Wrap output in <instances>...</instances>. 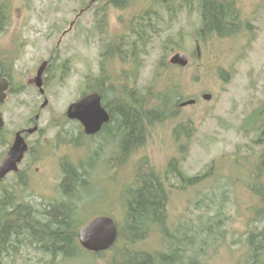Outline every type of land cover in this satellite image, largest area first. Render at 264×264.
<instances>
[{"label": "rangeland", "instance_id": "374dc122", "mask_svg": "<svg viewBox=\"0 0 264 264\" xmlns=\"http://www.w3.org/2000/svg\"><path fill=\"white\" fill-rule=\"evenodd\" d=\"M90 1L0 0V4L9 7L11 15L10 24L0 35V64L11 72L14 89L4 107L11 145L16 132L29 125L30 117H34L46 98L48 100L41 113V123L47 132L36 153L44 159L40 157L32 162L31 171L25 173V176L29 175L28 188L18 186V192L35 202L60 198L62 176L65 175L61 166L68 163L70 167L74 166L83 181L89 182H84L89 187L83 189L82 198L84 203L91 201L92 204H87L86 211L81 213L82 221L86 223L100 215L113 216L124 233L122 190L125 191L132 181L137 167L146 172L153 167L160 174L175 158L179 160L182 172L193 177L216 161V165L222 167L219 166L216 172L219 182L205 183L183 193L177 190L171 193L167 227L171 231L184 227L191 233L190 229L194 231L199 225L211 224L213 233L204 246L202 264H243L247 251L246 233L251 226L250 208L255 200L244 184L227 186L224 182L230 177L245 178L250 168L247 164L235 170L232 165L235 153H239L238 158L242 161V157H255L262 150V145L252 143L257 139V133L245 132L240 126L264 102V0H230L240 8L241 32L231 38L214 40L206 44L205 49L197 38L202 24L198 0H175L173 5L177 9L174 11H166L157 0H131L123 11L109 7L106 32L101 35L94 32V7L85 9ZM153 8H158L160 18L146 27L145 41H140L134 34H129L128 26ZM124 33L127 34L122 36ZM128 35L135 47L136 66L132 61L115 58L113 64L103 68L106 73L115 80L127 76V84L143 92L158 82L164 70L161 64L183 52L192 63L188 71L181 74L185 87L183 101H197L181 108L177 119L150 128L146 145L131 157L118 152L116 139L109 144L105 142L104 135L77 141L82 135L75 123L67 124L66 118L68 106L83 92L89 91V76L97 75L99 57L102 51L106 52L107 44L113 47L110 41H119ZM127 41L123 45H127ZM199 52L201 58L198 59ZM54 53V66L44 75V99L31 81L41 63ZM204 94H211L212 99L204 100ZM108 95L114 96L112 92ZM178 126L183 130L176 133ZM38 137L32 136L30 140L35 144ZM61 137L73 138L75 147L54 148V143L69 142V139L60 140ZM5 149L0 147V155L6 152ZM30 163L28 157L22 168H27ZM80 167L87 170H79ZM17 180L14 176L8 177L3 187L18 185ZM178 181L180 183L179 179H173L176 185ZM220 196L227 198L223 206L226 214L222 216L225 223L221 220L218 224L214 220L218 211L215 202ZM217 232H223L225 237H218ZM159 234L153 232L138 249L160 251ZM205 234H211V230ZM121 243H117L115 249L121 247ZM113 252H107L103 258L84 253L74 260L60 258L54 264H113ZM41 258L43 262L39 263ZM118 260L116 258L114 263ZM51 261L50 256L39 253L24 252L12 258L7 254L0 256V264H52Z\"/></svg>", "mask_w": 264, "mask_h": 264}, {"label": "trees", "instance_id": "16d2710c", "mask_svg": "<svg viewBox=\"0 0 264 264\" xmlns=\"http://www.w3.org/2000/svg\"><path fill=\"white\" fill-rule=\"evenodd\" d=\"M157 1L166 11L177 9V6L173 5L175 0H161V4L160 0ZM102 2H105V5ZM198 2L202 10V24L197 38L203 49L206 44L214 40L231 38L241 32L242 17L236 3L230 0H198ZM130 4L131 0H96L94 5L96 32L105 33L104 27L107 25L109 7L123 11ZM160 15L158 8L143 12L135 18L138 20L136 23H130L128 26L129 34H134L140 41H145L146 27L156 23ZM10 16L9 7L0 4V35L10 24ZM127 39V45H123ZM110 45L113 47L107 45L106 52L102 54L105 67L109 66L115 58L136 64L135 47L131 43L130 35L119 41H110ZM117 49L126 50V54H118ZM161 68L164 70L160 73L158 82L143 92L128 85L127 76L121 88L114 83V80H111L112 93L117 91L112 97L113 107L112 110L110 109L115 124L110 125L114 128L113 132L109 128L105 134L109 136L111 142L113 139L117 140L119 148L122 149L119 153L122 155L131 157L138 153L146 145L150 128L178 118L180 104L185 96H183L185 87L181 74L188 71L190 67L178 68L162 63ZM101 74L103 76L101 81L104 83L109 77L106 73ZM96 90L103 95V90L98 87ZM261 106L244 119L240 129L248 133L256 132L258 137L252 140V143L262 145V150L255 157L252 155L242 157V161L238 158L239 153H235L232 158L235 170L247 164L250 168L246 171L245 178L237 180L230 177L229 181L224 182L227 186L244 184L255 200L250 208L251 226L246 233L247 251L243 264H264V102ZM182 130L183 127L178 126L175 132H182ZM0 132V142L3 143L6 138L5 130ZM178 162L179 160L172 158L168 168L160 174L153 167H149L148 172L140 169L141 167L135 169L132 181L126 186L125 191L122 190L125 232L123 233L116 221L119 236L115 246L110 249L114 251L113 264H202L204 246L207 238H210L213 233V226L202 224L194 231L190 229L191 233L184 227H176L174 231H171L167 227L170 216L168 207L174 190L183 193L189 188H198L205 183L219 182L220 180L216 179V172L221 166L218 163L216 165V161H212L203 173L189 177L182 172ZM65 175L61 186V197L51 201L27 200L25 197L29 196L19 193L18 185L1 189L0 256L7 254L12 258L24 252L39 253L44 257L50 256L52 264L60 258L74 260L84 253L98 258L104 257L106 253L86 252L78 241V230L84 223L80 215L86 211L87 204H92L91 201L84 203L82 198V191L86 190L89 184L84 183L87 181H83L74 168L69 167ZM173 179H179L180 183L178 181V185L174 184ZM226 199L225 196H220L215 202L218 211L214 220L218 224L221 220L225 223L222 216L226 214L223 211ZM217 229L220 230V227L218 226ZM209 230L211 234H205ZM155 231L161 233L159 234L162 240L161 250L149 252L138 249V246ZM217 233L218 237L224 236L223 232ZM171 242L174 243L171 244ZM117 243H121L122 246L115 249ZM116 258L119 260L114 263ZM42 262L43 258L39 260V263Z\"/></svg>", "mask_w": 264, "mask_h": 264}, {"label": "water", "instance_id": "95a60500", "mask_svg": "<svg viewBox=\"0 0 264 264\" xmlns=\"http://www.w3.org/2000/svg\"><path fill=\"white\" fill-rule=\"evenodd\" d=\"M173 65L186 67L189 64V58L178 53L170 59ZM47 67L44 63L37 77L35 78L36 85L41 88V93L45 94L42 89V75ZM9 82L7 79L0 77V106L7 97ZM211 95L205 94L203 99L210 100ZM195 100H188L181 104V107L195 104ZM45 101V107L47 105ZM67 116L70 119L79 120L85 127L87 134H96L99 132L103 124L109 121V113L101 105V97L98 94H90L83 97L80 101L71 104L67 110ZM5 125L2 114L0 112V128ZM22 138L20 133L17 134L14 146L7 154L5 160L0 164V182L11 171L17 170V164L22 160L27 146H21ZM118 238V228L115 221L111 217L101 216L96 217L78 231V239L83 249L93 253L105 252L113 247Z\"/></svg>", "mask_w": 264, "mask_h": 264}, {"label": "flooded vegetation", "instance_id": "af4514ba", "mask_svg": "<svg viewBox=\"0 0 264 264\" xmlns=\"http://www.w3.org/2000/svg\"><path fill=\"white\" fill-rule=\"evenodd\" d=\"M55 52V51H54ZM117 53L118 54H120V55H125L126 54V50H121V49H117ZM54 55H55V53L54 54H52V56L48 59V60H46V61H48V67H47V70L45 71V73L50 69V68H52L53 66H54V60H55V57H54ZM103 60H104V58L102 57V54H100V57H99V64H98V73H97V75H90L89 77H91V79H89L90 80V85H89V87H88V89H89V91L88 92H83L82 94H81V96L78 98V100L77 101H79V100H81L84 96H86V95H90V94H98L100 97H101V105H102V107L103 108H105V110H107V112L109 113V122L108 123H106V124H103V126H102V128H101V130L97 133V134H95V135H87L86 134V132H85V130H84V127H83V125L78 121V120H70V119H68L67 117V121H68V123L67 124H69V122H71V123H75L74 125L75 126H77L78 127V129H79V134L80 135H82V136H80V137H78V139H77V141L78 140H80V139H82V138H86V139H95V138H97V137H100V136H102V135H104V137H102L104 140H105V142H108V144H109V142L111 141L110 140V138H109V136H107L106 134H105V131L107 130V129H109V128H111L112 126H110V125H114L115 124V122H113V116H112V114H111V110H112V107H113V101H112V98H110L109 97V95H108V92H112V86L110 85L111 84V80H114V83L116 84V85H119V87L121 88V84L123 83V82H125V77L126 76H122V78H120V79H113V78H111V75L110 74H108V73H106L105 72V70L103 69V68H105V65H104V63H103ZM43 63V62H42ZM41 63V64H42ZM112 64H113V61L111 62ZM132 65L133 66H136V64H133L132 63ZM41 66V65H40ZM39 66V67H40ZM38 69L39 68H37V71H36V75H37V72H38ZM63 69H65V66L64 67H62V70ZM101 73H106V74H108V77H109V79H106V81L103 83L102 81H101V77H103L102 76V74ZM45 75V74H44ZM110 75V76H109ZM0 76L2 77V78H5V79H7L8 81H9V84H10V87H9V90H8V92H7V98H6V100H5V102L1 105V111H2V113H3V116H4V107H5V105H6V103H8V100H9V97H10V94L13 92V86H12V82H11V79H10V76H11V72L9 71V69H7L6 70V68H4L1 64H0ZM111 78V79H110ZM34 80V79H33ZM31 81V84L32 85H34L35 87H36V90H38L39 91V93H40V95L42 96V97H44L42 94H41V91H40V89L36 86V84H35V82L34 81ZM43 81H44V85H45V80H44V78H43ZM92 81H93V83H92ZM122 81V82H121ZM99 88L100 90H103V95L101 94V93H99L98 92V90H96V88ZM44 89H45V86H44ZM45 91H46V89H45ZM116 93H117V91L115 92V93H113L114 95H116ZM114 97V96H113ZM46 97H44V99H45ZM104 98V99H103ZM104 102H107L106 104L104 103ZM43 104V103H42ZM111 109V110H110ZM42 111H43V109H42V105L40 106V108H39V110L35 113V115H34V117L32 118V117H30V120H29V125H27L25 128H22V129H20L19 131H17L16 132V134L14 135V141H13V143H12V145H11V143H9L10 142V137H11V133L9 132V131H6L4 134H5V136H6V138H4V140H3V143H1L0 142V147H2V149L3 148H5L6 147V152L4 151L3 152V154H1L0 155V163L3 161V159L6 157V155H7V153L9 152V150L11 149V147L15 144V141H16V137H17V134L18 133H20V135H21V138H22V142H21V146H24V145H26L27 146V150H26V152L24 153V156H23V158H22V160H21V162H19V164H18V170L17 171H15V172H11V173H9L3 180H2V182L0 183V190L3 188V186H4V182L6 181V179L8 178V177H11V176H14V177H16L18 180V182H16V183H18V186H21V188H22V186L23 187H26V188H28L27 187V185H28V183H27V179L29 178V175H26L25 176V173H27V174H29V172L31 171V169H32V162H34L35 163V160L36 159H40V157L41 156H39L38 154H36L37 152H38V150H39V147L41 146L40 144L42 143V137L44 136V133H46L47 132V129L46 128H44L43 126H42V123H41V113H42ZM3 129H5V128H3ZM112 129V132H113V129L114 128H111ZM110 129V130H111ZM0 135H1V132H0ZM35 135H39V137L37 138V141H36V143L34 144L30 139H31V137L32 136H35ZM46 138V137H45ZM69 138L67 137V138H62L61 137V139L60 140H68ZM46 140V139H45ZM83 141V140H82ZM73 142H74V139L73 138H71V139H69V142H63V143H60V142H58V143H54V148H56V149H65V148H67V147H72V146H74L73 145ZM72 145V146H71ZM77 146H78V144H76ZM118 146V152L120 151V153L122 152V149L121 148H119V145H117ZM75 147V146H74ZM120 149V150H119ZM122 155V154H121ZM31 158V163L28 165V167L27 168H22V166L24 165V163L26 162V160H27V158ZM42 159H44V156L42 155V157H41ZM47 158H49V157H47ZM122 158V157H121ZM47 160V159H46ZM69 161H71V160H69ZM62 165V164H61ZM70 166L68 165V163L66 164V165H64L63 164V166H61V168H62V172H65L68 168H69ZM74 166H71V168H73ZM75 169V168H74ZM80 169H85V170H87V168H79V170ZM76 170V169H75ZM65 176L66 175H64V176H62V177H64L65 178ZM64 178H62V182H63V180H64ZM12 184V183H11ZM17 185V184H16Z\"/></svg>", "mask_w": 264, "mask_h": 264}, {"label": "bare ground", "instance_id": "6f19581e", "mask_svg": "<svg viewBox=\"0 0 264 264\" xmlns=\"http://www.w3.org/2000/svg\"><path fill=\"white\" fill-rule=\"evenodd\" d=\"M100 150V149H99Z\"/></svg>", "mask_w": 264, "mask_h": 264}]
</instances>
